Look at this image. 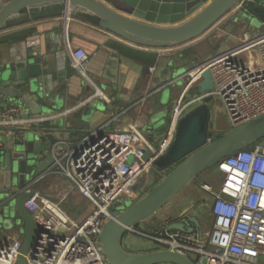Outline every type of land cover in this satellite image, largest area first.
Instances as JSON below:
<instances>
[{"label": "built area", "instance_id": "built-area-1", "mask_svg": "<svg viewBox=\"0 0 264 264\" xmlns=\"http://www.w3.org/2000/svg\"><path fill=\"white\" fill-rule=\"evenodd\" d=\"M248 2L256 3V0H240L221 19L226 17V24L240 23L242 13L253 16L248 10ZM260 4L264 1H259ZM61 17L71 66L94 88L74 106L87 104L101 91L86 74L89 58L86 51L81 47L72 48L66 41L65 23L70 16ZM225 26L223 29L231 42L222 45L205 61L188 68L182 77L189 86H196L201 79L200 72L208 67L214 82L210 93L219 98L231 128L264 114V21L258 30L242 29L232 36ZM254 51L260 56L261 67L255 64ZM205 96L190 94L174 108L167 136L157 146L135 127L109 129L103 124L86 131L75 142L56 135L50 145L54 157L52 163L22 187L30 193L24 206L39 228L32 253L26 256L27 264H108L100 230L112 217L111 208L120 196L134 198L136 188L131 190V187L169 147L178 120ZM73 108L56 110L51 115L26 116L20 104L1 105L0 151L4 146L2 135L10 136L13 130L21 134L29 127L27 125L66 115ZM208 139L211 140L210 136ZM146 151L151 154L148 158ZM215 169L219 172L218 183L199 185L205 193L203 204L209 202L211 221L208 227L199 224L191 232L168 231L165 229L167 220L159 226L153 225L155 220L144 226L140 222L125 229L122 247L130 252L174 250L188 257L193 264H264V146L257 141L236 150L220 159ZM47 173L55 177L64 175L80 193L86 201L83 216L73 217L62 209L60 201L63 198L53 200L34 187ZM180 218H184V213ZM20 245L19 238L7 239L0 246V263L14 264ZM154 264L176 263L161 261Z\"/></svg>", "mask_w": 264, "mask_h": 264}, {"label": "water", "instance_id": "water-1", "mask_svg": "<svg viewBox=\"0 0 264 264\" xmlns=\"http://www.w3.org/2000/svg\"><path fill=\"white\" fill-rule=\"evenodd\" d=\"M264 1V0H259ZM240 0H0V28L18 21V15L39 11L41 14L59 13L60 16H79L94 22L142 45L174 46L201 35L209 26L237 5ZM258 26L260 20L253 17ZM234 22L226 24L230 31ZM264 30V26H262ZM112 51L111 55L115 56ZM255 64L261 67L256 51ZM43 58L39 55L0 63V97L25 105L31 114L48 110V103L37 85L45 78ZM50 69L52 67L50 66ZM196 86L205 94L203 101L183 114L178 120L174 138L165 152L153 161L156 171L169 169L158 182L154 178L138 188L143 191L153 186L143 196L123 208L112 207V217L101 227L100 238L108 264H154L174 262L193 264L188 257L169 249L148 252H130L122 247V237L127 227H133L149 218L191 179L215 165L220 159L236 150L261 141L264 146V114L245 123L226 129L209 140L210 101L214 89L208 67L200 72ZM35 103V104H34ZM88 114L85 112L84 116ZM161 112L150 113L156 126ZM170 117L167 118L168 124ZM56 129L29 128L18 134L2 135L4 146L0 152L4 184L0 190V224H13L15 218L22 222L21 245L14 264H27L26 256L32 253L39 230L25 206L29 192L23 191L27 177H36L53 161L50 145L56 140ZM145 156L150 157L149 152ZM35 159V166L30 163ZM135 184L131 190L135 189ZM115 204V203H114ZM165 229L191 232L199 226L196 214L188 209L184 218L167 220ZM5 238L0 246L6 243Z\"/></svg>", "mask_w": 264, "mask_h": 264}, {"label": "crops", "instance_id": "crops-1", "mask_svg": "<svg viewBox=\"0 0 264 264\" xmlns=\"http://www.w3.org/2000/svg\"><path fill=\"white\" fill-rule=\"evenodd\" d=\"M237 23L229 31L231 36L239 34L242 29V26L237 29L240 26ZM65 24L66 41L70 47H81L86 51L89 57L85 67L86 74L101 91L91 102L74 106L92 93L94 88L71 66L65 43L64 24L59 13L52 11L50 14H41L34 11L18 15L17 22L0 28V63L35 55L43 58L45 78H42L36 90L42 92L49 110L40 113L51 115L56 110L74 108L66 115H56L37 125H27V129L59 128L54 135L73 142L79 140L86 131L105 124L109 129L135 127L149 142L157 146L167 136L168 115L164 117L162 125L154 126L150 113L165 109L162 97L164 89L168 87L170 99L175 102L169 111L170 117L174 108L184 102L188 95L200 93L197 86L187 84L183 74L188 68L205 61L221 48L206 45V42L197 39L200 35L179 45L146 46L75 15L67 19ZM112 51L116 53L115 56L111 55ZM11 103L20 104L24 115L31 114L22 103L0 97V106ZM85 112L88 114L84 116ZM46 175L34 187L40 194L53 200L63 198L60 204L64 202L65 211L76 217L74 212L81 208L85 199L71 184L61 185V176L55 177L52 173ZM30 178L31 176L27 177L26 182ZM3 184L0 158V190ZM185 210L184 208L180 212ZM193 212L199 220L197 210L194 209ZM156 218L158 226L171 219L164 214V210ZM21 227L22 222L17 218L10 226L4 227L0 224V242L3 238L21 240Z\"/></svg>", "mask_w": 264, "mask_h": 264}, {"label": "rangeland", "instance_id": "rangeland-1", "mask_svg": "<svg viewBox=\"0 0 264 264\" xmlns=\"http://www.w3.org/2000/svg\"><path fill=\"white\" fill-rule=\"evenodd\" d=\"M256 3L259 4V0H256ZM242 25L240 23H237V25H240L237 27V29H240L242 26V29H246L249 31H255L259 29V26L256 22V20L253 18V16H250L246 13H242ZM222 18V17H221ZM217 22H214L211 26H209L200 36L199 40H202L203 43L209 46H222L225 43H230L231 38H229L228 33H226L223 29V26H225V18L221 19ZM236 29V30H237ZM240 30V32L242 31ZM184 80H186L185 77H183ZM169 89L168 87L164 89L163 91V104L166 106L164 110H162L160 114V119L158 124L162 125L164 123V117L168 115L169 117V111L173 108L175 102L174 100L170 99L169 96ZM190 97L188 95L187 99ZM186 99V100H187ZM197 104V103H196ZM210 105V121H209V136L211 140L218 135L222 134L226 129H228V118L227 114L222 109L221 102L217 96H213V99L209 103ZM195 106L193 104L191 107ZM190 107V108H191ZM189 108V109H190ZM49 110V109H48ZM219 127V128H218ZM31 164L35 166V159L33 161H30ZM170 169V168H169ZM168 168L165 170H159L156 171L152 167H150L144 174L139 177V179L136 181L135 186H136V192L134 194V198L131 199L129 197L125 196H120L117 198L116 203L113 205L116 208H123L124 206H128L131 203H133L136 199L140 198L143 196L148 190H150L153 186V183L158 182L159 180L162 179L163 176L167 174V171L169 170ZM60 184L65 185L66 183H69V180L64 176L60 175ZM154 178V182L152 185L147 186L144 188L143 191H138L137 189L140 186H143L146 184L150 179ZM219 181V172L216 171L215 167H209L207 170L204 172L200 173L193 179H191L188 183H186L178 193L173 195L171 199L165 203L163 206H161L156 212L153 213L152 216L149 218L145 219L142 221L140 224L145 225L148 223H152L154 220V226H158L159 224L158 221V215L161 212V210H164V214H166L168 217L172 218H179L181 217V214H183L182 210L188 209L189 212L193 211L194 209L197 210V214L199 219V224L200 227H208L211 221V216H209V209H208V204L207 205L203 204L204 203V192L203 190L200 189L199 185L200 183L204 182H211L213 184H217ZM204 195V196H203ZM200 196V197H199ZM203 196V197H202ZM209 201V200H208ZM62 209L65 210L66 204L63 202L60 204ZM86 213V201H84L83 205L81 206L80 209L77 210V212H74L76 217L78 216H83Z\"/></svg>", "mask_w": 264, "mask_h": 264}, {"label": "trees", "instance_id": "trees-1", "mask_svg": "<svg viewBox=\"0 0 264 264\" xmlns=\"http://www.w3.org/2000/svg\"><path fill=\"white\" fill-rule=\"evenodd\" d=\"M247 7L251 15L257 18L258 20L264 21V4H257V3H247ZM215 167V165H213ZM114 207V206H113Z\"/></svg>", "mask_w": 264, "mask_h": 264}]
</instances>
